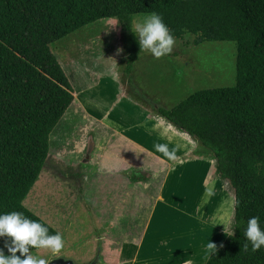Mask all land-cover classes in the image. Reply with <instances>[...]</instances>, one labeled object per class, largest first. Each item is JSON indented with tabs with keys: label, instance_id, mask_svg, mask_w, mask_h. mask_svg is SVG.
<instances>
[{
	"label": "rangeland",
	"instance_id": "1",
	"mask_svg": "<svg viewBox=\"0 0 264 264\" xmlns=\"http://www.w3.org/2000/svg\"><path fill=\"white\" fill-rule=\"evenodd\" d=\"M147 15H135L133 29ZM122 34L116 19H101L50 45L74 101L23 204L62 234L64 247L31 253L48 264H205L207 242L218 250L232 231L234 192L212 154L156 107L233 85L236 45L197 44L187 34L167 56L140 51L125 61L116 51ZM157 143L175 149L174 159Z\"/></svg>",
	"mask_w": 264,
	"mask_h": 264
},
{
	"label": "trees",
	"instance_id": "2",
	"mask_svg": "<svg viewBox=\"0 0 264 264\" xmlns=\"http://www.w3.org/2000/svg\"><path fill=\"white\" fill-rule=\"evenodd\" d=\"M152 12L175 39L236 45L233 85L201 89L156 111L212 154L234 192L237 227L205 264H264V247L253 252L244 236L250 217L264 227V0H0V213L22 212L57 233L23 204L47 161L50 134L74 101L50 45L114 18L125 61H137L133 17Z\"/></svg>",
	"mask_w": 264,
	"mask_h": 264
},
{
	"label": "clouds",
	"instance_id": "3",
	"mask_svg": "<svg viewBox=\"0 0 264 264\" xmlns=\"http://www.w3.org/2000/svg\"><path fill=\"white\" fill-rule=\"evenodd\" d=\"M132 31L138 40L140 51H146L157 59L172 53L175 38L161 15L155 12L150 13L137 23ZM116 51L119 54L122 49L117 48ZM154 147L165 157L174 159L175 149L169 150L167 144L157 143ZM236 227L233 225L228 236L233 235V229ZM244 236L251 244L253 252L264 247V227H261L259 216L248 219ZM0 238H3L0 264H48L49 259L33 255L31 249H49L53 253H60L64 247L61 233L50 234L48 227L18 211L0 213ZM4 248H7L8 255L5 254ZM205 248L212 255L217 245L209 240ZM244 249L248 250V244L244 245ZM17 252L20 253L19 256L16 255Z\"/></svg>",
	"mask_w": 264,
	"mask_h": 264
},
{
	"label": "crops",
	"instance_id": "4",
	"mask_svg": "<svg viewBox=\"0 0 264 264\" xmlns=\"http://www.w3.org/2000/svg\"><path fill=\"white\" fill-rule=\"evenodd\" d=\"M111 135H112V139H110V141H112V140L115 138V136L118 135V134L116 133V130H114V134L111 133ZM124 137H125V136H124ZM129 141H131V140H129ZM131 142H132V141H131ZM132 143H133V142H132ZM109 145H111V143H109ZM134 145H136V144H134ZM136 146L140 147L139 145H136ZM111 148H112V147H110V148H106L105 151H106L107 153H109ZM109 155H113V154H109Z\"/></svg>",
	"mask_w": 264,
	"mask_h": 264
},
{
	"label": "water",
	"instance_id": "5",
	"mask_svg": "<svg viewBox=\"0 0 264 264\" xmlns=\"http://www.w3.org/2000/svg\"><path fill=\"white\" fill-rule=\"evenodd\" d=\"M50 264H68V263H64V262H62V261H55V262H52V263H50Z\"/></svg>",
	"mask_w": 264,
	"mask_h": 264
}]
</instances>
